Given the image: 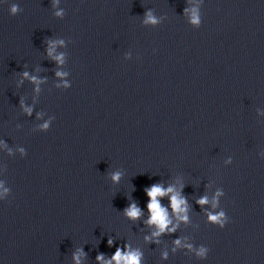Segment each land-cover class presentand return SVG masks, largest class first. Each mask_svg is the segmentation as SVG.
Here are the masks:
<instances>
[{
  "label": "clouds",
  "instance_id": "9594fccd",
  "mask_svg": "<svg viewBox=\"0 0 264 264\" xmlns=\"http://www.w3.org/2000/svg\"><path fill=\"white\" fill-rule=\"evenodd\" d=\"M12 13L15 14L17 12V7L14 5L11 9ZM57 15H60V13H57ZM147 22L155 23L151 15H148ZM193 23L198 24L199 19L197 16H193ZM51 54V53H50ZM59 60L60 58L57 57ZM57 75H60V73H57ZM24 76L27 77L28 73L25 72ZM33 80H35V77H32ZM47 127V125H45ZM112 179L114 182H118L120 179V174L115 173L112 176ZM174 189L172 187H168L165 189L160 184H154L150 188L146 189L147 196L149 198V202L147 204L148 211L150 213L149 219L146 221L149 225H155L158 229L157 231L153 232V236H159L162 232H164L166 229H168V225L171 223V221L168 218V211L167 209L162 206L160 203V200L158 198L164 197L168 195L169 193H173ZM171 200V207L173 211L177 214L185 213L187 211L186 209V201L184 198L180 197L178 194H173L170 197ZM200 204L207 203L206 198H202L199 201ZM124 214L126 217L132 220H137L142 215V211L140 207L137 206L136 203H130L127 208L124 209ZM180 219L187 220V216H180ZM210 220L217 224L220 228H223L226 224L225 220V214L223 212L219 213L218 215H211L210 214ZM169 231H174V229H168ZM177 244H179V241H176ZM109 244L111 245V241H109ZM127 247V245H126ZM206 249H201L198 253L201 256H204ZM82 254V253H81ZM140 256L141 254L139 252L135 251H128V252H122L121 249L117 248L115 254L112 256V258L108 261H104L103 255H98L97 260L104 262V264H140ZM74 259L76 260V264H80L79 254L74 256Z\"/></svg>",
  "mask_w": 264,
  "mask_h": 264
}]
</instances>
